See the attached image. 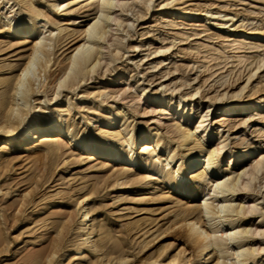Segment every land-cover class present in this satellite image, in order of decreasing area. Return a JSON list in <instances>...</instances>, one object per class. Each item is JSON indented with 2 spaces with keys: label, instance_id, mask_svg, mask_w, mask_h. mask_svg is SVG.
Wrapping results in <instances>:
<instances>
[{
  "label": "rangeland",
  "instance_id": "obj_1",
  "mask_svg": "<svg viewBox=\"0 0 264 264\" xmlns=\"http://www.w3.org/2000/svg\"><path fill=\"white\" fill-rule=\"evenodd\" d=\"M121 1L125 4L122 11L116 7L112 10L113 14L118 16L119 23V26H113L116 29L112 30L115 43L104 49V57L110 59V64L106 67L102 60L91 78L86 79L74 91L63 89L59 95L69 98L71 108L65 117V123L70 124L73 129L74 124L79 131L83 129L84 124L79 117L81 114H102L97 103L102 106L112 103L123 112H131L134 106L127 102L136 93L134 85L138 83L140 72L150 90L160 84H165L169 89L181 80L187 82L181 92L188 93L198 87L194 110L201 108L206 100L224 91V88L230 91L244 85L245 93L264 96V64L257 69L254 66L255 57L261 53L264 44L247 48V38L248 41L242 39L239 47H230V42L236 35L235 26L239 25L237 29L249 30L255 27L264 30V0ZM9 2H12L14 10L10 13H17L13 23L19 20L28 22L33 17L25 12L20 1ZM41 6L46 12H50L47 20L55 18L61 24L67 20L64 16L54 15L47 1ZM171 6L207 14L182 18L171 14ZM209 12L233 15V19L228 20V23L233 22L232 25L235 26L215 27L213 19L208 16ZM5 15L4 10L0 9V77L3 78L8 74L10 77V65L15 69L16 63H21L25 58V54L15 55L16 45L7 42L10 34L8 28L3 25L6 21ZM86 18L88 17H73L67 21L70 22L71 28L75 22ZM225 31L229 34L228 37H223ZM159 33L161 40L156 38ZM110 36L108 33L107 41H110ZM78 38L76 34L65 35L61 43L53 44L50 61L55 59L57 62L66 56L73 47L70 45H74L73 42L79 40ZM133 44L138 45L136 51L131 48ZM160 44L170 46L164 53L156 55L150 52ZM239 55L243 60L237 63L236 58ZM46 70L47 68L45 74ZM166 71L168 72L165 74ZM39 72L33 86L39 89L29 95L26 105L22 108L29 110L26 117L44 120L49 116V112L59 106L45 102L50 92H47V86H39L44 78L43 70L40 71L39 68ZM118 73L120 77L115 81L109 79ZM2 89L3 85L0 84V92ZM90 90L92 92L88 94ZM97 90H101L102 95L92 98L91 95ZM106 92L112 95L105 99L103 97ZM84 96L88 99L79 106L77 103ZM32 107L34 111L31 112ZM221 109L214 115H219ZM263 113L264 111L249 117L252 127L247 131L242 128V116L231 115L219 131L225 147L259 143L263 144L264 150ZM157 115L152 112L143 117L134 113L131 125L136 129L139 122L154 121ZM161 119L164 124L168 123L166 117ZM230 121L234 123L232 127H229ZM15 125L16 122L13 126ZM160 128L164 132L166 127ZM91 130L90 127L88 131ZM1 141L0 130V264H27L28 258L33 256H36L37 260L41 258V264H104L106 258H110L111 264H116V260L121 256L127 258L124 264H152L150 261L153 258L166 262L172 256L178 260L184 257L187 262L183 264L194 261V256L200 248L193 244L192 247L183 235L178 233V230L182 229L177 225L178 216L175 213L178 205L175 197L180 195L167 191L164 184L159 183L154 188H148L146 181L150 179H144L129 182L122 187L113 183V179L107 176L106 167L91 166L96 160L84 158L78 161L72 158L75 154L68 156V153L50 160L46 157L44 147L35 146V140L13 147L15 140L10 141L8 144L12 148L8 144L2 146ZM234 166H238V163ZM251 184L247 189L250 194L246 197L234 195L231 198L240 199L243 203L253 206V210L246 216L243 215L245 217L237 224L249 226L251 233L245 238L246 245L251 246L252 250L255 248V264H264V163ZM85 193L91 222L96 225L92 239L98 242L99 249L86 248L85 243L82 245L84 256L74 259V248L80 238L77 199ZM230 247L231 243L225 246L228 249L226 256L231 252ZM49 248L56 250L54 254H49L51 262L48 261L49 256H44ZM213 258L214 252L209 255L207 264H213ZM232 263L236 264V260L228 255L225 264Z\"/></svg>",
  "mask_w": 264,
  "mask_h": 264
},
{
  "label": "bare ground",
  "instance_id": "obj_2",
  "mask_svg": "<svg viewBox=\"0 0 264 264\" xmlns=\"http://www.w3.org/2000/svg\"><path fill=\"white\" fill-rule=\"evenodd\" d=\"M17 1H20L25 12L32 14L33 17L28 22L19 20L13 23L14 15L17 13H10L14 11L12 2L0 0V9L6 14L3 25L8 28L10 34L7 42L16 45L15 55L25 54L24 60L16 63L15 69L9 66L10 77L9 74L4 78L0 77V84L3 85L0 92L2 146L14 140L16 144L12 147L35 140V146L44 147L46 157L50 160L65 153H68V156L75 154L76 156L72 158L78 161L84 158L96 160L91 166L106 167L105 173L116 185L124 187L129 182L144 179H150L146 181L148 188H154L159 183L164 184L167 191L180 195L175 197L178 205L175 213L178 216L177 225L182 229L180 231L177 228L178 233L183 235L190 245L200 248L198 254L194 256V261L189 264H207L209 255L213 252V264H225L228 255L233 256L236 264H255V248L252 250L245 242V238L251 233L250 228L237 224L253 210V206L243 203L240 199L235 201L231 197L239 195L240 198H244L248 195L247 189L264 163L263 144L248 146L240 144L234 148H227L220 139L219 131L231 115L242 116L240 120L242 128L245 131L249 130L252 127L249 117L264 111V96L245 93L244 85L230 91L224 88V91L206 100L201 108L194 110L198 87L188 93L181 92V88L187 83L181 80L169 89L165 84H160L150 90L140 72L138 83L134 85L136 93L127 102L134 106L132 113L123 112L112 103L104 106L97 103L102 114H81L79 117L84 124L83 129L79 131L75 124L73 129L70 124L65 123V117L71 108L69 98L59 95L63 89L74 91L86 79L91 78L102 60L106 67L110 64V59L104 57V49L115 43L112 30L116 29L113 26H119L118 16L116 13L113 14L112 10L116 7L122 11L125 4L121 0ZM46 1L54 15L64 16L67 20L73 17L88 18L75 22L71 28L67 20L62 22L64 24L55 18L47 20L49 11L46 12L41 6ZM202 13L206 12H191L171 6V14L182 18L191 15L196 17ZM208 16L213 19L215 27L233 24L228 23V20L233 19V15L209 12ZM238 26L234 27L236 35L230 42L231 48L239 47L242 39L247 38L249 40L245 44L247 48L264 44V30L255 27L249 30L237 29ZM108 33L111 34L110 41L106 39ZM74 34L79 36V40L70 45L73 46L70 52L57 62L55 59L50 61L53 44L58 45L65 35ZM228 35L226 31L223 33V37ZM156 38L161 40V34L159 33ZM169 46L170 44H160L150 52L156 55L164 53ZM131 48L136 51L138 45L133 44ZM242 60V56H237V63ZM263 64L264 48L255 57V69ZM39 68L40 71L43 70L44 75L39 86H47V92H50L45 102L56 103L59 106L49 112V116L44 120L26 117L29 110L22 108L26 105L29 95L39 89L33 87L40 74ZM119 77L118 73L109 79L115 81ZM91 92L92 90L88 91V94ZM101 95V90H97L91 97ZM111 95L106 92L103 98ZM87 99L84 96L77 104L81 106ZM33 107L31 112L34 111ZM219 108H222L220 114L214 115ZM152 112L154 115L158 114L154 121L139 122L136 129L133 124L131 125L134 113L144 117ZM262 116L264 117V113ZM161 117H166L168 123L164 124ZM15 122L16 125L13 126ZM233 125L234 123L230 121L229 127ZM90 127L92 130L88 131ZM160 127H166L164 132ZM8 146L11 147L9 144ZM235 163H238V166H234ZM86 194H81L77 199L80 238L74 248V259H81L84 256L83 244L87 243L86 248H98L99 245L92 239L96 225L91 222ZM228 243H231L232 247L226 256L228 247L225 246ZM55 252V249L49 248L44 256L48 257L50 253ZM62 257L64 254L60 258ZM40 259L37 260L36 256L29 257L27 264H41ZM126 259L121 256L116 260V264H124ZM50 260L49 256L48 261ZM105 260L104 264H111L110 258ZM185 261L184 257L178 260L172 256L166 262L159 258H153L150 262L183 264Z\"/></svg>",
  "mask_w": 264,
  "mask_h": 264
}]
</instances>
